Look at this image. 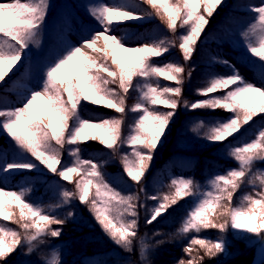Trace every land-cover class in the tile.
I'll list each match as a JSON object with an SVG mask.
<instances>
[{
    "label": "snow or ice",
    "instance_id": "1",
    "mask_svg": "<svg viewBox=\"0 0 264 264\" xmlns=\"http://www.w3.org/2000/svg\"><path fill=\"white\" fill-rule=\"evenodd\" d=\"M141 3L150 6L151 11L143 9ZM222 3L223 0L90 2L85 5L86 11L102 30L82 29L78 43H65L32 73L29 80L28 53L32 47L41 46L49 0L0 2V82L10 84L11 90L18 94L15 103L7 95L0 94V132L11 139L16 149L11 153L0 150V177L4 178V186H0V218L17 224L20 229L0 225V261L17 246H26V254H31L44 237L61 235L66 220L51 213L53 206L45 208L29 201V187L7 186L8 179L15 174L40 172L41 166L63 181L74 182V190L55 185L60 202L54 207L78 200L88 206L103 231L117 245L131 250L138 229V196L122 195L112 187L102 172L103 164L95 162V157L82 158L81 145L98 141L113 155L127 145L131 152L121 156L123 170L132 181L141 182L181 104L184 82L182 65L169 62L159 66L153 63V58L178 47L184 60H189L198 42L207 43L208 37L201 39L209 23L206 17H212ZM251 11L256 14L254 21L238 34L241 38L238 43L251 57L259 60L242 56L244 68L228 60L219 61L227 66L230 74H213L208 86L199 90V94L207 98L190 105L183 101L191 110L221 109L231 114L207 127L204 137L211 143L229 148L228 155L239 167L230 169L226 175H216L209 181L211 190L207 191H201L190 178L172 179L175 191L165 195L152 208L148 224L166 214L179 199L199 196L182 221L179 234L200 233L207 229L226 233L231 228L242 235L255 234L264 245V171L253 172L255 163L264 161V121L257 125L255 133H249L254 135L253 139L241 135L245 126L264 116V87L245 76L247 72L264 81V3L251 6ZM153 17L160 19L173 38L154 33H131L119 27L127 21ZM178 27L185 31L176 36ZM135 39L145 42L128 46ZM21 67L25 68L23 74L12 79L10 73L15 75ZM6 77H9L8 81H5ZM160 77L174 81L177 86L161 87L156 79ZM130 90L139 92V100L128 109L126 99ZM7 91L9 88L3 90ZM218 91L224 94L210 95ZM85 102L112 109L120 115L90 114L91 118H84L81 113ZM161 106L169 110L161 111ZM128 111L141 114L129 134L124 136L122 125ZM201 128H205L203 121L195 125L193 131L199 132ZM236 136H239L237 146H232L230 138ZM65 151L70 162L63 158ZM113 180L122 183L124 177H113ZM245 182L253 186L258 184L259 191L245 194L240 204L233 206V196ZM13 206L19 209L18 217L14 215ZM72 215L68 213L69 217ZM52 225L61 227L53 228ZM227 248L228 241L223 235L215 241L193 237L184 248L190 258L181 259L178 264H203L205 257L215 258L226 253ZM201 250L203 255H199ZM261 251L264 254V247ZM193 252L197 255H192ZM45 264H61L59 255L53 253Z\"/></svg>",
    "mask_w": 264,
    "mask_h": 264
},
{
    "label": "trees",
    "instance_id": "2",
    "mask_svg": "<svg viewBox=\"0 0 264 264\" xmlns=\"http://www.w3.org/2000/svg\"><path fill=\"white\" fill-rule=\"evenodd\" d=\"M118 1L120 2V0ZM237 1L238 0H223L222 5L217 7L212 17H206L209 23L205 26V31L202 33L201 39L203 40L204 37H208L207 43H197L192 53L190 64L182 60L180 55L168 61V63H179L185 69L183 73L184 82L181 86V104L176 110V115L174 116L170 128L167 130L166 136L163 138V142L159 144L156 149L159 150L158 153L161 151V154L156 156V153H154V159L141 178V182H136L137 187H130L127 191L123 190L122 192L117 189L122 195L138 196V200L136 201L138 229L131 250H125L123 247L117 245L103 231L95 220L94 215L89 211L88 206L81 204L78 200H74L70 204L62 205L58 208L54 207L60 202V198L55 193H52L51 188L44 187L45 182L42 180L43 177L46 179L55 178L68 190H74V182L69 183L63 181L60 177L47 172V170L43 169V166H41L40 172H31L33 174H39V177H36L35 181H32L29 187L31 188L30 192L34 191L33 194L37 192L41 193L40 198L42 202L53 206L52 208L57 212L56 216L66 220L65 224L62 226L61 235L58 238H53L51 236L44 237L43 242L39 243L36 250L31 254H26V246H17L11 254L0 261V264H45L53 253L59 255L61 264H178L181 259L186 260V258L189 257L184 252V248L193 237L208 238L215 241L222 235L228 241V255L223 256L224 253L218 254L212 259L205 257L203 264L207 261H209L208 264H247L254 258L255 247L261 239L255 234L242 235L233 231L231 228H229L226 233H221L218 229L202 230L200 233L193 231L186 235L178 233L182 221L195 206L199 196H188L179 199L177 204L171 206L166 214L151 224L147 223L152 208L161 202L165 195L175 191L171 181L161 178L160 175L158 176V168L161 166L160 160L163 157L165 160H170L176 168H184L186 172L184 178L192 179L200 186L201 191L211 190L209 181L216 175H226L230 169L239 167L238 162L228 155L229 148L224 144L211 143L205 137L197 138L187 143L179 142L178 145L180 153L182 154H177L178 157L170 151V146L180 132L188 115L201 114L207 118H228L231 115L221 109L215 111L211 109L191 110L184 106L183 101H187L190 105L193 102L207 98L200 95L199 90L208 86L214 74V68L227 67L219 62L225 59H221L219 56L216 57L211 50V46L214 42L219 41V32L229 28L228 25L234 22L235 18L230 13V8H232ZM133 2L140 3V0H133ZM141 7L147 11H151L150 6L146 4L141 3ZM246 8L247 10H251V5ZM200 11L203 12L202 7ZM150 20L151 22H149V24L154 22L152 29L154 34L166 36L170 39L173 38V34L158 17H153ZM131 22L133 21H127L124 24ZM181 29L182 28L179 27L177 28L176 36L180 35ZM173 53L182 54L178 47H173L168 53L160 57L165 58ZM213 57L216 59L214 60ZM254 59L257 61L259 60L258 57ZM30 65V61H27L26 66L28 71ZM24 71L25 68L21 67L19 72L15 73V75L10 73V76L12 79H17ZM163 79L161 87L177 86L174 81H168L166 78ZM8 80L9 77H6L5 81ZM5 88H9V91L6 93L3 92ZM0 94H5L7 97L18 95L16 91L11 90L10 84H6L5 82H0ZM223 94V91H218L210 95ZM138 100L139 92L130 90L128 98L126 99L128 109H131ZM160 110L168 111L169 109L161 106ZM81 114L84 118H91L90 114L101 117L120 115L112 109L91 105L87 102L84 103ZM140 114L139 111L136 113L131 111L127 112L122 125V134L124 136L129 134L131 126L134 125L136 118ZM261 121H264V116L255 118L253 124L245 126L241 135H247L248 140L253 139L254 135H249V133H255L257 125H259ZM237 140H239V136L230 138L231 145L237 146ZM11 143V139L5 133L0 132V150H9L11 148ZM81 148L83 152L99 151L100 156L97 157L95 162L103 164L102 172L105 174L107 181L108 177L112 174L124 172L121 156L131 152L130 148L124 145L116 155H113V153L104 154L102 153L104 150H111L101 145L98 141H90L86 144H82ZM63 158L67 162L70 160L67 151L64 152ZM156 162L158 163L155 164ZM257 171H264V161H257L255 163L253 172L255 173ZM25 173L27 172L17 173L15 176L20 178V176H24ZM175 177L178 179L182 178L178 174H176ZM142 184H144V186H142ZM111 186L113 187L112 184ZM141 189H143V191H141ZM254 190L259 191L258 184L256 186L250 185L247 182L242 184L233 196V206H238L245 194H254ZM151 197H156V199H151ZM28 200L35 202L30 197H28ZM13 212L14 215L18 217L19 209L13 206ZM69 212L73 213L71 217L68 216ZM128 218L131 219L132 217ZM222 219L221 217L220 220ZM220 220L217 222H220ZM1 225L20 231L19 226L11 221H4L2 219ZM52 227L60 228L61 226L52 225ZM157 233L159 234L157 235ZM145 245H147L146 248L144 247ZM195 254L197 255V253H194V255ZM199 255H203V253L200 251ZM262 264H264V262Z\"/></svg>",
    "mask_w": 264,
    "mask_h": 264
},
{
    "label": "rangeland",
    "instance_id": "3",
    "mask_svg": "<svg viewBox=\"0 0 264 264\" xmlns=\"http://www.w3.org/2000/svg\"><path fill=\"white\" fill-rule=\"evenodd\" d=\"M0 2H8V0H0ZM90 2H97V0H49L50 7L48 11V15L46 17L44 29L42 32L41 36V46L39 48L32 47L31 50L28 53V57L30 55L33 56V66L31 68V71L29 73L28 79H32V73H35L36 70L45 64L57 51L59 48H61L65 43L71 42V43H78L80 36H81V31L82 29L85 28H94L95 30L101 31L102 28L98 25V23L93 19L94 22L84 18V16H87L88 18H92L88 12L86 11L85 5L90 3ZM105 3H111L113 0H103ZM117 2H119L117 0ZM240 3L246 5L250 3L252 6H259L260 4L264 3V0H240ZM236 8H239V6H235ZM242 8V7H241ZM232 13L237 16L236 22L233 24L231 31L229 33H224L227 38V46H222L218 44V42L213 43L211 46L212 52L215 53L216 56H219L223 59H226L232 63L237 64L241 68H244L245 65L243 64L241 58L242 56H249L251 59H254L253 57L250 56L249 53H247L238 43V41L241 39L239 37V33L246 29L250 23L254 21V18L256 14L254 12L251 13H246V12H239L233 8ZM150 19L143 20V21H133V23H127L123 24L122 26H119L123 28L127 32L131 33H138V34H153V26L154 22L149 24ZM139 23H143L144 26H140ZM185 31V29L181 30V34ZM123 34V33H120ZM145 42L143 39H135L133 41L129 42L128 46H138L139 44ZM184 60L183 54H176L173 56H179ZM173 58V57H172ZM192 56L190 57L189 60L185 61L186 63L190 64ZM169 61L168 58H158L154 57L153 58V63L159 66H164L167 62ZM215 74L218 75H228L230 74V70L228 68H214ZM38 75V73H37ZM246 79H249L251 82L256 83L258 86L264 87V82L261 80H258L254 76L248 74L247 72L245 73ZM158 79L159 84L162 86L163 84V78H156ZM10 101L13 103L17 102L18 96L8 98ZM17 106H19L17 104ZM202 117L200 116H194L190 117L186 124L184 129L182 130L183 132L180 133L176 138L174 143L170 146V150L175 154L177 153V150L179 149V142L184 141V143L194 141L199 137L204 136V132L206 131V128L211 126L214 122L224 120L227 118H214L210 119L209 122H204L205 123V128H201L199 132H194L193 127L201 122ZM208 120V118H204ZM131 150V149H130ZM16 151L14 144L12 143V149L9 150V152ZM159 150H155L156 156L161 154V151L158 153ZM93 152V153H92ZM92 152H83L81 153L82 158L84 159H89L100 156L99 151H92ZM102 153L105 154H111L112 151H106L104 150ZM95 159V160H96ZM156 162L155 164H157ZM185 163V162H184ZM160 165L163 168L158 169V174H161L162 177H168L170 178L174 171L172 167L170 166L168 160H165L164 157L160 160ZM178 173H183L181 168L177 170ZM39 174H33L31 172L26 173L23 177H20L19 179L15 178V175L8 179L7 181V186L10 188H15L18 189L19 187H30L31 182L35 181L36 177ZM117 176H123L124 180L122 183H116L113 180V177ZM3 177H0V186H4L2 183ZM44 180V187H48L52 189V193H56L55 190V185L59 184V181H57L55 178L53 179H46L43 177ZM110 183L113 185L114 188L120 190L123 192V190H128L130 187H137L136 182L132 181L129 177H127L125 172H120V173H114L109 177ZM144 186V184H142ZM64 188V187H63ZM35 190V189H34ZM34 192V191H33ZM33 192L28 193V197L33 199L36 203L42 205L45 208H49V204H45L44 202H41V193H35ZM51 213L53 215H56L57 212L55 209L51 207ZM218 215V213H217ZM2 224V218H0V225ZM198 248V246H196ZM193 252L192 255H194ZM201 253L203 251L201 250ZM229 249L227 248V252L224 253L223 256L228 255ZM196 255V254H195ZM190 257H187L186 260H188ZM185 260V261H186ZM254 262V258L247 264H252ZM264 262V260H263ZM262 262V263H263ZM209 261H207L205 264H208Z\"/></svg>",
    "mask_w": 264,
    "mask_h": 264
},
{
    "label": "water",
    "instance_id": "4",
    "mask_svg": "<svg viewBox=\"0 0 264 264\" xmlns=\"http://www.w3.org/2000/svg\"><path fill=\"white\" fill-rule=\"evenodd\" d=\"M261 244L262 243H261V240H260L258 242L257 246H256V249H255V255H254V262H255V264H261L262 261L264 260L263 258L262 259H259L258 258V249H259V247H260Z\"/></svg>",
    "mask_w": 264,
    "mask_h": 264
},
{
    "label": "bare ground",
    "instance_id": "5",
    "mask_svg": "<svg viewBox=\"0 0 264 264\" xmlns=\"http://www.w3.org/2000/svg\"><path fill=\"white\" fill-rule=\"evenodd\" d=\"M262 247H264V245L261 244L259 249H258V258L259 259H262V258L264 259V254H262V251H261ZM252 264H255V262H253Z\"/></svg>",
    "mask_w": 264,
    "mask_h": 264
}]
</instances>
